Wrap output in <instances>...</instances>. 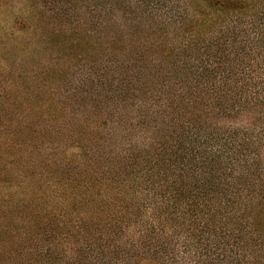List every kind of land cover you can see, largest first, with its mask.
<instances>
[{
	"label": "trees",
	"instance_id": "1",
	"mask_svg": "<svg viewBox=\"0 0 264 264\" xmlns=\"http://www.w3.org/2000/svg\"><path fill=\"white\" fill-rule=\"evenodd\" d=\"M57 13L48 104L0 108V264H264V0Z\"/></svg>",
	"mask_w": 264,
	"mask_h": 264
},
{
	"label": "rangeland",
	"instance_id": "2",
	"mask_svg": "<svg viewBox=\"0 0 264 264\" xmlns=\"http://www.w3.org/2000/svg\"><path fill=\"white\" fill-rule=\"evenodd\" d=\"M64 2L0 0V108L48 104L28 93L48 91L52 71L66 68L68 25L57 15Z\"/></svg>",
	"mask_w": 264,
	"mask_h": 264
}]
</instances>
